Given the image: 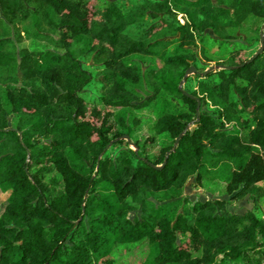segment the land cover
Listing matches in <instances>:
<instances>
[{"label":"trees","instance_id":"obj_1","mask_svg":"<svg viewBox=\"0 0 264 264\" xmlns=\"http://www.w3.org/2000/svg\"><path fill=\"white\" fill-rule=\"evenodd\" d=\"M24 2L37 6L32 28L53 29L60 50L36 45L17 58L0 38V69L18 67L22 75L21 83L6 79L0 99V191L8 193L0 264H135L112 255L141 242L148 253L136 264H264V50L236 61L240 49L221 31L249 16L264 21V0H145L139 12L107 0H0V7L25 14ZM91 8L101 11L99 26ZM207 29L230 64L203 74L194 54L178 51ZM94 51L100 64L86 62ZM135 55L151 60L153 132L168 140L157 158L145 155L139 139L137 151L123 148L143 120L126 112L143 106L135 104L143 78ZM190 67L195 73L183 80ZM164 94L180 100L177 110ZM154 136L145 142L153 145ZM51 173L61 180L52 197L43 185ZM191 177L223 184L229 200L252 205L233 214L228 199L189 201L183 191Z\"/></svg>","mask_w":264,"mask_h":264},{"label":"rangeland","instance_id":"obj_2","mask_svg":"<svg viewBox=\"0 0 264 264\" xmlns=\"http://www.w3.org/2000/svg\"><path fill=\"white\" fill-rule=\"evenodd\" d=\"M86 4L96 3L97 6H101L102 2L100 0H82ZM113 2H123L125 6L129 7L132 12H139L138 9H141L145 0H107ZM229 4L232 0H227ZM25 12L16 14H5L3 13L0 7V38L6 40L5 51L13 53L17 58L23 49H30L33 46H45L50 49L60 50L57 46V33L50 29L48 26L42 25L39 29V33L32 28L30 14L36 10V5L28 2H24ZM231 12L233 14V7L231 6ZM144 12V11H143ZM146 19L150 20L147 16L149 11L145 9ZM90 18L91 23L96 26H99L102 22L101 11L90 9ZM178 21L182 24L183 20L181 16H177ZM224 24L226 20H223ZM264 21L260 18L254 16L247 17L239 28H232L229 26H224L221 31H224L225 34L229 35L230 38L236 44V47L240 49L233 54V57L236 61H242L243 59L251 58L257 50L260 48V36L262 35V27ZM173 34H168L166 37L168 39H173ZM219 36L212 31V29H207L202 33L196 35L195 45L193 47H183L178 53L181 56L188 58L194 54L200 61L201 65L198 68V73H203L210 68H218L219 66H228L230 64V58L224 59L227 56L228 51L225 50L224 45L219 42ZM174 48H179L178 44H173L170 47V50ZM202 50H205V54H202ZM103 56L99 54V51H94L90 53L86 62L88 64H100ZM133 61L137 62L140 66L142 80L139 82L137 87L141 92L140 101L135 103L137 106H141V109L135 108L133 105L126 109L127 114L135 115L137 118H143L141 124L138 125L137 131L134 132L133 138L127 140L123 137L122 140L128 141L127 146H123L126 150L137 151V147L134 143L135 140H140L142 150L145 149V155L148 158L156 157L159 154L161 147L168 142L166 138H160L154 136L153 132V120L155 118V112L158 104L152 101L153 90H152V76L149 73L146 74L149 66L151 65V60L148 57L135 55L133 56ZM194 68V67H193ZM204 69V70H203ZM174 73H179L181 69L170 68ZM195 71V70H194ZM195 73V72H193ZM193 73L188 76L193 75ZM10 77L14 80L19 79V83L22 82V75L18 67L14 69H0V99H3V92L6 88L5 81ZM18 83V84H19ZM17 85V84H16ZM182 87V84L180 85ZM167 101H169L172 106V110H177L180 106V100L177 97L172 95L164 94ZM61 98L60 95L56 96V100ZM200 108H204V105H200ZM9 123L15 125L16 121L12 119V116L9 117ZM193 126L191 125L190 128ZM154 136L153 145L145 142L147 138ZM145 142V143H144ZM43 185L45 192L48 196H57L60 193L61 180L56 173H51L47 175L43 180ZM260 187H264V183L258 184ZM230 194L225 192V187L223 184H219L209 178H203L200 181H197L195 177H191L184 186L183 197L189 201L196 200H206L208 198L212 199H230ZM8 197V193H2L0 191V214L5 205V201ZM252 203L249 199H232L229 200V206L227 210L233 214H243L247 209L251 207ZM259 206L262 210V218L264 219V197H261L259 201ZM138 215L133 212L130 214L131 220H135ZM148 253L147 243L141 242L137 244H130L122 247L120 250L116 251L112 255L113 262H131L138 263L143 260Z\"/></svg>","mask_w":264,"mask_h":264},{"label":"water","instance_id":"obj_3","mask_svg":"<svg viewBox=\"0 0 264 264\" xmlns=\"http://www.w3.org/2000/svg\"><path fill=\"white\" fill-rule=\"evenodd\" d=\"M263 50H264V32H263L262 35L260 36V48L257 50V52H256L251 58H249V59L247 60L246 63H249V62L253 61L255 58H257V57L263 52ZM224 68H227V69H233L234 67H224ZM211 69H214V68H210V70H211ZM193 72H195L193 67L188 68V69L185 71V75H184V77H183V80H184L189 74H191V73H193ZM207 72H208V70L205 71V72H203V74H206ZM199 108H200V102L197 101V107H196V110L198 111ZM179 137H180V136H179ZM179 137L176 139V141H175V143H174V146H173V149L176 147ZM124 138L128 140V137H127V136H124ZM169 153H170V152H168V154H169ZM166 159H167V158H165L164 163H163L161 166H155L154 168L157 169V170H160V169L165 165V163H166ZM212 199H215V198H212ZM221 200H222V199H221Z\"/></svg>","mask_w":264,"mask_h":264}]
</instances>
